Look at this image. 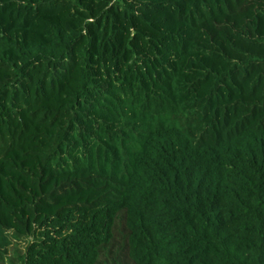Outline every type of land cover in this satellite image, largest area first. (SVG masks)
I'll return each mask as SVG.
<instances>
[{
  "label": "trees",
  "instance_id": "16d2710c",
  "mask_svg": "<svg viewBox=\"0 0 264 264\" xmlns=\"http://www.w3.org/2000/svg\"><path fill=\"white\" fill-rule=\"evenodd\" d=\"M0 264H264V0H0Z\"/></svg>",
  "mask_w": 264,
  "mask_h": 264
},
{
  "label": "rangeland",
  "instance_id": "374dc122",
  "mask_svg": "<svg viewBox=\"0 0 264 264\" xmlns=\"http://www.w3.org/2000/svg\"><path fill=\"white\" fill-rule=\"evenodd\" d=\"M137 13H139V12H137Z\"/></svg>",
  "mask_w": 264,
  "mask_h": 264
}]
</instances>
